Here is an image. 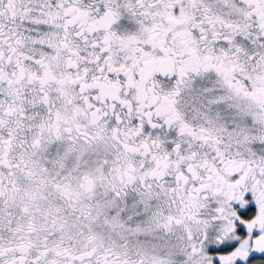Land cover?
<instances>
[{
  "label": "snow or ice",
  "instance_id": "obj_1",
  "mask_svg": "<svg viewBox=\"0 0 264 264\" xmlns=\"http://www.w3.org/2000/svg\"><path fill=\"white\" fill-rule=\"evenodd\" d=\"M0 264H264V0H0Z\"/></svg>",
  "mask_w": 264,
  "mask_h": 264
}]
</instances>
